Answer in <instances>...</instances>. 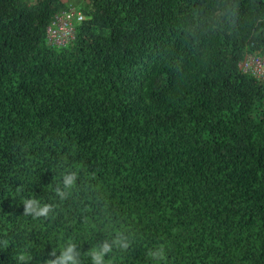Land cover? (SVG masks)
Instances as JSON below:
<instances>
[{
    "label": "trees",
    "instance_id": "16d2710c",
    "mask_svg": "<svg viewBox=\"0 0 264 264\" xmlns=\"http://www.w3.org/2000/svg\"><path fill=\"white\" fill-rule=\"evenodd\" d=\"M74 1L0 0V264H264V0Z\"/></svg>",
    "mask_w": 264,
    "mask_h": 264
},
{
    "label": "rangeland",
    "instance_id": "374dc122",
    "mask_svg": "<svg viewBox=\"0 0 264 264\" xmlns=\"http://www.w3.org/2000/svg\"><path fill=\"white\" fill-rule=\"evenodd\" d=\"M61 2H67V4L61 7L62 9H58L56 13L52 15L50 23L45 27L47 41L50 44L59 45L63 42H67L68 40L72 39L74 34V22H78L83 18V14L80 9L75 6L74 0H61ZM55 16H58V19H60V22L64 26V34L69 32L71 23L72 32L70 33V35H64L59 37L54 36L56 34V31H51V28H54L56 26ZM58 38H60V41H58ZM254 56H258L259 59ZM260 61L264 62L263 54H258L248 50L247 52H245L244 55H242L239 60H237L236 63L237 68L241 73H244V71L246 70L252 72L255 75ZM248 63L251 64V66H249Z\"/></svg>",
    "mask_w": 264,
    "mask_h": 264
},
{
    "label": "clouds",
    "instance_id": "9594fccd",
    "mask_svg": "<svg viewBox=\"0 0 264 264\" xmlns=\"http://www.w3.org/2000/svg\"><path fill=\"white\" fill-rule=\"evenodd\" d=\"M247 51L248 50L243 51L242 52L243 55ZM254 57L259 59L258 56H254ZM260 62H262V61H260ZM248 65L251 66V64H249V63H248ZM262 66L264 68V62H262ZM244 74L249 75L255 79H262L264 77V72L259 73L258 68H257L255 75L252 72L246 71V70L244 71ZM74 179H75L74 174L66 176L64 178L65 187H71L73 185ZM57 194L60 195L61 197H63L65 195V193L60 192L59 190H57ZM36 204H37V202L35 200L27 201L25 211L26 212H35V214L38 216H47V214L50 210V205L45 204L43 207H33ZM115 243L119 244V246L122 248L127 247L126 242H122L120 240H117V241H115ZM73 248H74V246L69 244L67 246V248L61 253V255L56 260L49 261V264H77L73 254H72ZM111 251H112L111 245L105 243L99 251H92L89 254L91 255V258L93 260V264H104L102 257L104 256V254L109 253ZM157 254L158 253H153L152 255H157ZM21 259H23V257H21Z\"/></svg>",
    "mask_w": 264,
    "mask_h": 264
},
{
    "label": "built area",
    "instance_id": "2783aa9c",
    "mask_svg": "<svg viewBox=\"0 0 264 264\" xmlns=\"http://www.w3.org/2000/svg\"><path fill=\"white\" fill-rule=\"evenodd\" d=\"M55 18H56V20H55L56 26L54 28H51V31H56V34L54 36L55 37H59V36H64V35H70V33L72 32V25H71V23H70V30H69V32L64 34V30H65L64 26L60 22V19H58V16H55ZM52 37H53V35H52ZM58 41H60V38H58ZM258 72L259 73H263L264 72V68L262 66V62H260L259 65H258Z\"/></svg>",
    "mask_w": 264,
    "mask_h": 264
}]
</instances>
